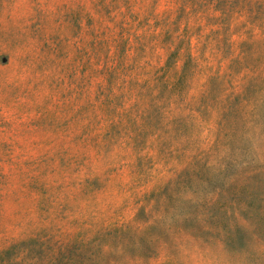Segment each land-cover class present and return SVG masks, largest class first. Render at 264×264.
<instances>
[{"label":"rangeland","instance_id":"374dc122","mask_svg":"<svg viewBox=\"0 0 264 264\" xmlns=\"http://www.w3.org/2000/svg\"><path fill=\"white\" fill-rule=\"evenodd\" d=\"M0 264H264V0H0Z\"/></svg>","mask_w":264,"mask_h":264}]
</instances>
